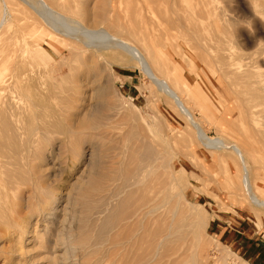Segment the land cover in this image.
I'll list each match as a JSON object with an SVG mask.
<instances>
[{"label": "bare ground", "instance_id": "bare-ground-1", "mask_svg": "<svg viewBox=\"0 0 264 264\" xmlns=\"http://www.w3.org/2000/svg\"><path fill=\"white\" fill-rule=\"evenodd\" d=\"M1 1L3 2H1L2 9L0 13V26H2L0 39L3 40L0 43H3L0 48V234L2 233L1 235L5 236L8 243L7 248L0 245V257H3V264H17L19 260H23L26 264H39L40 261L36 259L43 251L35 253L32 250L43 239L45 240L44 252L47 253L44 258L47 262L51 258H56L57 264H67L77 251L76 245L70 243L71 236L64 231V222L71 216L69 210L63 208V211L58 210L60 196L57 194L47 192L45 199L40 198L44 190L39 185V181L40 178L46 175L43 171L44 162L48 157L56 161L58 155L55 154V145L63 146L66 143L68 132L81 131L82 129L83 131L84 129L94 131L100 126L101 120L104 118L102 116L103 112L101 113L97 108L98 106L87 109L88 102L86 103V101L90 102L93 97H102L103 87L110 80L111 72L104 66L106 58L103 53L115 54L119 52L121 55H127L132 62H135L140 72L148 79L151 93L153 95L159 93L164 105H167V109L161 108L160 113L157 112L161 121L164 122V119H168L172 122L174 119L172 114L183 118L190 129L192 128L194 139L196 138L201 145L215 151L227 150L238 160V163H235L239 167L240 174L237 173L240 176V185L243 190V192L240 190V193L245 194L243 199L245 201L242 200L240 204L244 205L249 212L255 213L258 219H264L262 215V210H264V186L258 179L260 175L252 169L253 165H251L250 160L253 157L252 153L255 154L256 151L264 164V0H255L256 15L259 19L257 30L259 32V42L257 57L253 59L254 61L251 57L243 58L244 54L241 57V55L234 52L235 50L233 52L228 50L227 42V48L224 46L223 43L225 42H223V37L220 35L221 30L218 27V17V22L200 21L203 14H210L209 0H199L196 3L193 2L194 0H185L188 6L186 5L185 8L179 7L182 14L181 19L171 18L168 22L162 16L161 19L159 18L168 22V25L169 23L176 25L175 28H178L176 34L166 31L168 28L165 27V21L164 24L157 23L155 19L156 23L153 22L152 15L155 12L153 6L160 7H156L157 11H159L158 9L162 11L161 1L175 4L179 0ZM125 1L127 6L125 5L126 7L123 8ZM130 1H133V10ZM175 9H177V4ZM179 10L177 11L179 12ZM162 12L158 15H161ZM166 12H164L163 17L167 15ZM176 12L175 14L178 13ZM219 18L221 19L220 15ZM206 19L210 20L209 18ZM227 22L229 23V21ZM174 25L170 24V26ZM229 25L231 24L229 23ZM232 25L234 24L232 23ZM219 26L221 25L219 24ZM225 26H222V28H225ZM225 32L229 31L225 29ZM226 34H224V37ZM172 40H177L178 44ZM172 42L180 48V51L174 49L175 45L173 47ZM232 47L230 46V48ZM183 52L190 55V60L187 59L188 56L186 57V63L190 62V71L189 73H187L188 71L185 72V74L181 70V64L184 61V59L181 61ZM183 74L188 76L190 80L195 74H198L202 80L211 82L216 94L221 95L226 103L231 101L236 104L237 128L240 131L245 130L247 135L251 136L255 148L253 146L245 148L239 143L228 144L220 137L209 138L205 134L199 121L201 119L198 120L194 117L193 104L195 103L189 93V79L187 80ZM219 96L217 97L219 98ZM220 105L222 106V104ZM109 108L111 107L109 106ZM181 132L183 133V131ZM178 133L180 134V132ZM58 134L64 135V138L59 139L56 136ZM35 136L40 141L37 150L32 148L33 143H36ZM154 136L156 137V135ZM182 136L184 137V135ZM128 138L126 137V140ZM185 138L187 139V137ZM134 140L138 141L139 146L131 151H129L131 147L127 146V148L122 145L123 153L129 151V154L127 160L125 159L127 162L126 168L123 167L126 163L121 165L125 161L122 158L120 165L117 166L119 168L122 166V168L116 169H119V171H116L118 172V178L120 179L121 176L123 178V181L121 180L122 182L118 183L119 186L113 188L107 186V192L97 195L99 200L95 204L83 203L85 207L77 218L78 228L83 233V241L79 244L80 247L87 243L86 238L88 236L92 240L91 242L88 241L89 244L97 246L98 250L100 246L103 247L106 244H109L107 245L109 247H114L124 242H130L131 234L124 237V240L120 242L117 239L119 231L121 232L122 229L124 233L126 222H128L131 215L138 216L135 211H133V214L129 212L130 207H132V199H138L137 191L145 190V186L148 185L146 183L149 182L148 178L152 177L151 174L154 172L155 164H160V159L163 158L161 154L158 155L157 152L159 151H153V146L148 144L149 139L147 142L144 138L141 139L135 136L132 141ZM78 147L76 144L71 148V157H74L77 162L81 161L83 156ZM200 147L198 146V148ZM91 151L93 153L94 149ZM33 159H38L40 162L37 168L38 174L31 169L30 164ZM158 159L159 162H157ZM116 161L118 163L119 160ZM222 161L226 162V169L222 167L226 171L224 174L227 179V183H225L227 185L224 189H230L231 185L228 183L229 164L223 159ZM221 165H223V162ZM159 166L158 168L161 167ZM50 169L54 170L52 167ZM223 169L222 171H224ZM262 170L264 169L262 168ZM116 172L114 171V174ZM111 173L107 174L110 176ZM116 176L113 175V177ZM75 180V182L69 183L67 187L73 190L81 189V183L85 184L82 181V173L79 172ZM115 183L117 184L116 181L113 184L116 185ZM120 183L122 184L120 185ZM20 185L31 186V192L24 196L26 198L21 197V190L18 193ZM167 191L163 193H167ZM68 195L65 200L68 203L67 205L70 203L68 202L70 195ZM166 195L168 197V194ZM173 196L176 197V194ZM14 199L25 202L24 208L26 209L31 206L29 202L36 199V208L30 210L31 207L22 216H18V210L14 209ZM224 199L231 201L229 196L227 198L225 196ZM160 201L157 200L156 203L154 201L151 204L149 202L150 205L146 210L143 209L141 213L138 212L141 216L138 217L142 219L156 212L157 208L160 207ZM177 204V202H174L172 208H176ZM175 213L177 212L173 211L170 223H166L169 226H166L165 233L161 234L158 229V241L152 244L146 242L142 257L129 262V264H196V262L202 260H196L194 255H190L186 259L179 257L180 255H174L173 257V254H177V248L179 247L171 248L169 243L172 240L169 241V238L172 239L174 235V238H176L180 230L176 228L175 224L177 223L174 222ZM189 217L191 219L189 225L193 228L192 234H195V230L200 227L199 222L196 217ZM131 219L134 218L131 217ZM261 223H264V220ZM55 224H58V230H56L58 234L56 235H59L56 240L62 247V253L60 254L56 253L57 241L55 239V245L48 244L50 236L53 235L50 228ZM38 231H40V234ZM164 242L166 244L169 242L166 249L168 253L164 255V258L158 257L157 260L156 256L160 253V249H165L167 246L164 245ZM198 255L197 257L201 254Z\"/></svg>", "mask_w": 264, "mask_h": 264}, {"label": "rangeland", "instance_id": "rangeland-1", "mask_svg": "<svg viewBox=\"0 0 264 264\" xmlns=\"http://www.w3.org/2000/svg\"><path fill=\"white\" fill-rule=\"evenodd\" d=\"M254 1L255 0H209V6L212 7H210V14H203L201 16L202 18L200 19V21H219L218 27L221 30L220 35H222L223 37V42H225L223 43L224 46L226 47L227 42V46L229 47L228 50L232 52L235 50L234 52L241 55V57L244 54L243 58L251 57L252 60L257 57L259 42V32L257 31L259 19L256 15V1ZM1 2L3 1L0 0V13L2 9ZM193 2L196 3L199 2V0H194ZM131 3V7L133 10V1ZM161 3L163 5L165 4L164 6L161 4L163 12L158 9L160 12H162L161 15H158L160 14V12L157 11V8L160 7L153 6L157 14L154 12V14L152 15V21H157V23L160 22L162 24L165 23V27L170 29L169 31L168 29H166V31L170 32L171 34H176V29H178L175 28L176 25L172 23H169L168 25L167 23L171 20V18L173 19L182 17L179 7L185 8L186 5L188 6V3L185 0L176 1L175 4H168L166 1H161ZM176 4L177 9H175ZM125 5L127 6L126 1L124 2V5L122 7H126ZM177 10H179L180 13ZM164 12H166L167 15L163 17V15H165ZM175 12L179 15L175 14ZM219 15L221 19L219 18ZM161 16L162 18L166 19V21L168 20V22H166L165 20V22L160 20ZM167 16H169L170 18H167ZM217 17L219 20L217 19ZM223 17L225 20L223 19ZM206 18H209L210 20ZM156 19H158L159 21ZM233 19L236 21H234ZM227 21H229L231 25H229ZM232 23L234 25H232ZM170 24L174 26H170ZM219 24L221 26H219ZM222 26H225V28H222ZM1 27L2 26H0V30ZM170 27H173L175 31ZM225 29L229 32H225ZM223 33H227L228 35L226 34L224 37ZM2 40L3 39L1 38L0 41ZM229 40L231 42H228ZM172 41H176V44H178L177 40ZM174 42H172L173 47L174 45L176 47V44ZM2 43L3 42L0 43V48L2 47ZM230 46H233L234 48L232 47V49L230 48ZM175 47L174 49H177L176 51H180V48ZM239 52L242 54H240ZM103 55L106 58L104 66H106V68H108L111 72L110 80L105 85L103 84L104 87L102 97H93L91 98L92 100L90 99V102L86 101V103L88 102L87 109H93L94 106H98L97 108H99L101 113L103 112L102 116H104V118L101 120L102 122L100 126L97 129H94V131L87 129H84L83 131L82 129L81 131L68 132V136L66 135L67 144L65 143L63 144V146L55 145V154L58 155L56 159L57 162L54 159H50V157L47 158V160L44 162L45 164H43V171L46 175L40 178L39 181V185H41L44 190L41 193L40 198H44L47 192L57 194L60 196L59 204L57 206L58 210L63 211V209H66L69 210L68 212H70L71 216H69V219L64 222V231L71 236L70 243H72V245H76L77 251L70 258L71 261L67 264H114V262L115 264H129V262L142 257V252L144 247L146 246V242L148 244H152L158 241L159 231L161 232V234L166 232L173 211L177 212L175 213L174 218V222L177 223L175 224L177 226L176 228L183 230H181V232L179 230V233H177V235L180 233L181 234L178 236L176 235V238H174L175 235L172 237V239L169 238V241L172 240L170 243L168 242L171 248L175 246L179 247H176L178 251L177 249H175L177 251V254H173V257L174 255H180L179 257L186 259L189 258L190 255H194V258L196 260L198 259L199 261L200 259H202L201 261H199L200 263L196 262V264H264V258H262V254H264V223H261L264 219H258L255 213L249 212L244 205L240 204V202L244 199L245 194L242 193L243 190L240 185V176H238L239 167L236 166L238 160L229 152H227V150L215 151L212 148H206L205 146L201 145L196 138L194 139L192 128L190 129V126L187 125V122H185L183 118L172 114V118L174 117L172 122L168 119H164V122L161 121V118L158 116L157 112L160 113L161 108L167 109V105H164V102L159 93L156 94L158 97L155 94L153 95L151 93L148 79L140 72L135 62H132V60L127 55L125 56V54H122L124 55L122 56L119 52H116L115 54L103 53ZM182 55L181 61H183L184 59L185 63L184 61L182 62L181 70L184 74L187 71V73H189L190 62L188 61L189 64L188 62L186 63V57L188 56L187 59L190 60V55L184 52L182 53ZM184 77L187 80L189 79V77L186 75H184ZM188 85L190 86L189 93L195 103L193 104L194 117L196 119L198 118V120L201 119L199 121L201 122L205 134L209 138L220 137L228 144L239 143L245 148H248L249 146H253V148H255L251 136H248L245 130L242 129L241 132L240 129L237 128L238 121L236 104H233V102L231 101L226 103L223 97L220 95L221 99H223L221 100L220 96L216 94V91L214 90L215 88L213 85H211V82L202 80L200 76H198V74H195V76L192 77V80H188ZM213 96H215L216 98ZM217 96H219V98ZM106 103L108 104L107 106ZM220 104H222V106ZM109 106L111 108L108 109ZM235 123L237 124V126ZM181 131H183V133ZM178 132H180L181 135ZM61 135L62 134H58L56 136L59 139L64 138V135ZM154 135H156V137ZM182 135H184V137ZM132 136L134 137V139L135 136H138L141 139L144 138L145 140H147V142L149 139L148 144L153 146V151H159L156 152L158 153V155L161 154L164 159L161 158L162 160L160 159V162L159 159L157 160V162H159L160 164L162 163V165L158 163H156L155 165H160L161 167L159 166L160 168H158L157 166L156 169L155 166L153 168L154 172L151 174L152 177L148 178L149 182L146 183L148 185L145 186L144 191H137L139 197L138 199H132V207H130L129 212H132L133 214V211H135V213H137L138 216L141 217L139 213H141L143 209L146 210V208L154 201L156 203L157 200H161L159 203L160 207H158L159 209L157 208L156 212H153L152 214H149L142 219L138 216H134V214L131 215V217L134 219H131L130 217L125 225L127 227H125L126 230L124 228L123 233V230L121 229V232L119 231L117 238L121 242L124 240V237H128L131 234V243L124 242L125 244H118L114 247H109L107 246L109 244H106L103 247L100 246L98 250L97 246L89 244L88 241L91 242L92 240L87 235L88 237H85L87 243L82 245L83 247H80L79 244L81 243V241H83V233L78 228L79 225L77 218L85 207L83 203L88 202V204H95L99 200L97 195L105 194L108 187H117L119 186L118 183L121 180L123 181L122 176H119L120 179L118 178V172L116 171H119V169L122 168V166L120 168L117 166L120 165V162L123 159L127 160L129 151L139 146V144H137L138 141H132ZM179 136H181V138H179ZM126 137H131V139L129 140L128 138L126 140ZM185 137H187V139ZM34 138L36 143H33L32 148L37 150V145L40 143V141L37 140L36 136ZM182 139L183 141L185 140L186 143H183ZM122 140L127 142L121 143L124 142ZM251 142L252 144H250ZM76 144L79 146L78 148L81 150L83 155L81 161L79 162H77L74 157H71V148ZM122 145H124V147H131V149L124 154ZM198 146L201 147L198 148ZM205 148L208 150H206ZM93 149L94 152L92 153L91 150ZM252 154L253 157L252 159H250L251 165H253L252 169H254L255 173L260 175L258 176V179L264 186V170H262V168L264 169V164L262 163L263 161L261 162V158H259L260 155L256 153V151L255 154L257 155H255L254 152ZM222 159L227 161L229 164L228 183L231 185V190L227 187V189H224V187L227 185L225 184L227 183V179L225 178L226 175L224 174L226 173V171L224 170L226 169V162L224 163ZM116 160H119L118 163ZM126 160L122 162L123 164H121L124 165L126 163L123 166L125 168L127 166ZM221 161L225 166L221 165ZM39 164L40 162L38 159H33L30 164L32 171L34 173L36 172V174H38L37 168ZM51 167L54 168V170L50 169ZM117 168L119 169L116 170ZM221 168L224 171H222ZM111 171L113 175H117V178L113 177ZM114 171L116 172V174H114ZM79 172L82 173V181L85 184L81 183V189L77 190L68 188L67 186L69 185V183L76 181L75 179L77 178ZM107 173H111L110 176ZM112 180L114 182L116 181L117 184L115 183L116 185H114V182ZM121 184L122 183H120V185ZM221 187L223 190L221 189ZM20 190L22 191L21 197L26 198L24 196H27V193L29 194V192H31V186L20 185L18 193H20ZM240 190L242 191L241 193ZM166 191L167 193H163ZM67 194L71 196L70 197L68 195V202H70L69 205H67L68 203L65 201ZM166 194H168V197ZM174 194H176V197L173 196ZM225 196L226 198L229 196L232 202L227 199L225 200ZM172 197L173 199H171ZM162 198L164 199L162 200ZM149 199L150 201H148ZM14 201V209L18 210V216H22L31 207L32 208L30 210L36 208V199H33L29 202L31 203V206L27 209L24 208L25 202L18 201L16 199H14ZM174 202L178 203V208L176 207L177 209L174 207L172 208V206H174ZM262 212V215L264 216V210H262ZM189 216L196 217L199 222L200 227H198L196 230L194 229L195 234H192L193 228L191 227V225H189V222L191 220ZM73 217H75L76 219ZM136 222L138 223L136 224ZM57 226L58 224H55L54 226H52V228H50L53 232L52 234L54 235V237H52L53 235L50 236L48 244L51 243V245H55V241H57L56 239L57 237H59V235H56L58 234V232L56 231L58 230ZM163 227L165 228L163 229ZM38 232L40 234V231ZM154 239L156 240L154 241ZM7 244L8 243L5 236L1 235L0 245H4V247L7 248ZM167 244L165 243L164 245L166 246ZM55 247L57 254L62 253V247L58 244V241ZM167 248L168 245L165 247V249H160V253L156 256L157 260L158 257L164 258V255L168 253V250H166ZM44 249L45 240L43 239L38 243L37 247L32 250L35 253L43 251L36 259L37 261H40L39 264H57L56 258H51V260L48 262L46 261L44 256L47 255V253L44 252ZM183 249L186 251H184ZM197 254H201L202 256L198 255L199 257H197ZM2 260L3 257H0V264H3ZM58 261H60V259H58ZM17 264L26 263L23 262V260H19Z\"/></svg>", "mask_w": 264, "mask_h": 264}, {"label": "crops", "instance_id": "crops-1", "mask_svg": "<svg viewBox=\"0 0 264 264\" xmlns=\"http://www.w3.org/2000/svg\"><path fill=\"white\" fill-rule=\"evenodd\" d=\"M250 257V256H249ZM262 258H264V254H262Z\"/></svg>", "mask_w": 264, "mask_h": 264}]
</instances>
